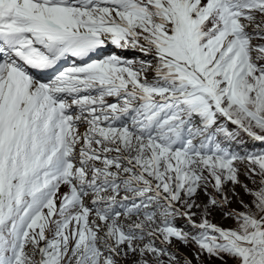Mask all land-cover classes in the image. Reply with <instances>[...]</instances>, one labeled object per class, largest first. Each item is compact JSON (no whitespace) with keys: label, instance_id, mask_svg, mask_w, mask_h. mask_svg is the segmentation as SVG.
Wrapping results in <instances>:
<instances>
[{"label":"snow or ice","instance_id":"1","mask_svg":"<svg viewBox=\"0 0 264 264\" xmlns=\"http://www.w3.org/2000/svg\"><path fill=\"white\" fill-rule=\"evenodd\" d=\"M248 141L264 0H0V264H264Z\"/></svg>","mask_w":264,"mask_h":264},{"label":"rangeland","instance_id":"2","mask_svg":"<svg viewBox=\"0 0 264 264\" xmlns=\"http://www.w3.org/2000/svg\"><path fill=\"white\" fill-rule=\"evenodd\" d=\"M247 147L248 148H255V150L259 151V150H261V147H264V146H261L258 142L248 141ZM241 179H244V177L242 176ZM245 199H247V198H245ZM233 206L234 207H238V205H233ZM214 222L221 223L225 227L231 226V221L222 220V218H221L219 213L216 214ZM182 251L187 252L188 250L187 249H182Z\"/></svg>","mask_w":264,"mask_h":264}]
</instances>
